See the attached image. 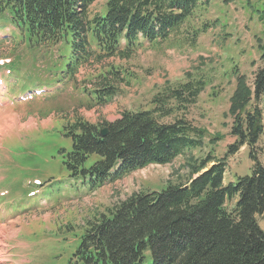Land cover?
Returning a JSON list of instances; mask_svg holds the SVG:
<instances>
[{"label": "trees", "instance_id": "obj_1", "mask_svg": "<svg viewBox=\"0 0 264 264\" xmlns=\"http://www.w3.org/2000/svg\"><path fill=\"white\" fill-rule=\"evenodd\" d=\"M94 1L0 0V27H7L8 38L17 40L26 52L41 56L50 53L49 47L56 48L57 58L47 69L53 79L60 73V81L64 77L71 81L81 68L99 67L90 79V89L84 90L89 108L110 103L127 81L107 60L127 59L143 44L166 41L172 33L192 45L198 28L185 24L211 3L107 0L103 13L90 15ZM248 6L264 24V10ZM256 39L261 65L252 85L237 68L232 72L236 84L228 112L232 116L229 135L234 141L224 156L217 158L210 152L200 158L189 156L185 179L168 182L158 190L134 192L85 219L70 264H264V231L257 221L258 215L264 217V163L257 154L264 132L263 112L257 104L264 98V38ZM32 58L37 60L36 54ZM8 66L19 69L14 61ZM186 76L176 86L166 84L150 100V108L124 110L112 122L76 118L65 124L63 134L71 146L60 153L67 175L51 182L45 195L73 187L94 190L201 147L205 130L183 114L197 102L205 81L190 73ZM29 80L23 87H29ZM103 127L108 128L105 136L99 133ZM242 146L252 162L250 174L225 183V157Z\"/></svg>", "mask_w": 264, "mask_h": 264}, {"label": "rangeland", "instance_id": "obj_2", "mask_svg": "<svg viewBox=\"0 0 264 264\" xmlns=\"http://www.w3.org/2000/svg\"><path fill=\"white\" fill-rule=\"evenodd\" d=\"M106 1L95 0L89 14L103 13ZM249 4L264 10V0H211L185 24L198 28L192 45L182 35L172 33L166 41L143 44L127 59L107 60L127 81L121 84L122 91L103 107H87L84 93L90 89V79L98 66L81 69L70 82H59L47 72L57 58L55 47H49L50 53L44 56L26 52L17 40L7 37V27H0V63L12 60L19 68L8 74L7 67L0 64V74L9 75L0 84V264H68L85 219L134 192L158 190L168 182L185 179L190 170L186 166L189 156L200 158L208 152L217 158L224 156L227 145L234 141L229 135L232 116L228 112L236 84L232 72L237 68L251 86L253 74L261 65L255 36L264 38V24ZM187 73L205 81L197 102L183 114L194 126L205 130L201 147L182 153L167 164H151L130 172L93 191H54L58 198L49 199L40 197L43 193L36 190L31 197L35 201L19 204L34 190L29 181L59 178L63 172L58 151L70 147V139L60 134L65 124L76 118L90 123L112 122L124 110L150 108L154 95L166 84L171 87L184 82ZM48 78L57 83L45 82ZM28 79L37 80L27 81L31 82L27 83L31 87L29 94L34 93L35 87L42 90L33 98L22 93ZM257 104L264 119V98ZM215 136L219 139L209 141ZM257 147L258 158L264 163V132ZM10 153L13 163L4 158ZM225 163V183L250 174L252 162L245 146L226 156ZM233 202L229 201L228 206ZM257 221L264 231V217L258 215Z\"/></svg>", "mask_w": 264, "mask_h": 264}, {"label": "water", "instance_id": "obj_3", "mask_svg": "<svg viewBox=\"0 0 264 264\" xmlns=\"http://www.w3.org/2000/svg\"><path fill=\"white\" fill-rule=\"evenodd\" d=\"M107 133H108V128H107V127L102 128V129L100 130V135H101V136H105Z\"/></svg>", "mask_w": 264, "mask_h": 264}, {"label": "bare ground", "instance_id": "obj_4", "mask_svg": "<svg viewBox=\"0 0 264 264\" xmlns=\"http://www.w3.org/2000/svg\"><path fill=\"white\" fill-rule=\"evenodd\" d=\"M45 123V122H44Z\"/></svg>", "mask_w": 264, "mask_h": 264}]
</instances>
